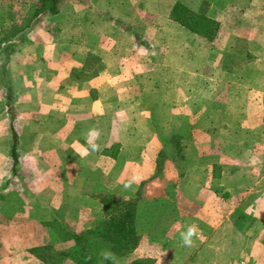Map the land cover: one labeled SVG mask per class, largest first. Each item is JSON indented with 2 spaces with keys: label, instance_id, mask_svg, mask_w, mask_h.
I'll return each instance as SVG.
<instances>
[{
  "label": "crops",
  "instance_id": "crops-1",
  "mask_svg": "<svg viewBox=\"0 0 264 264\" xmlns=\"http://www.w3.org/2000/svg\"><path fill=\"white\" fill-rule=\"evenodd\" d=\"M60 2L64 4H59L57 13L50 16L56 19L57 28L48 33L43 32L41 35L39 32L38 41L34 45L30 42L25 43L10 58L15 76L24 85L22 93H19L17 84L14 86L15 94L18 93L19 107H34V114L18 116L19 121L24 117L23 120L29 124V127H24V130L19 129L20 140L15 133L17 163L14 168L20 170L19 174L22 172L27 176L28 185L35 188L29 189V193L36 198L37 203L47 209L50 222L60 226L61 230L57 227L54 229L56 233L67 234L66 223L73 225L75 232L82 230L78 221L80 208L84 204V210L95 208L100 211V201L95 197H86L85 193L93 191L94 194L96 188L115 187L120 194L130 196L151 173L149 171L151 165L146 160L142 148H139L145 146V142L138 141L143 138L148 141L150 134L148 132L131 134L132 131H127L128 126H118L120 123L131 124L138 119L148 121L150 114L145 108L149 106L147 100L152 96L160 100L157 107H164L161 101L164 88L161 86L155 89L148 82L146 72H148L150 53L145 49L143 51L140 41L146 43L151 40L157 45L172 41L177 43L178 48L182 43L186 44L188 52L192 53V56L184 57L190 62V74L211 81L214 88H220L221 91L227 86L226 83L238 86L242 90L250 88L248 91L251 94V102L247 107L251 110L243 116V121L247 124H257L264 130V62H262L264 61V9L259 8L261 4L257 0H251L245 5L236 23L230 26L229 33L230 40L236 38L247 44L246 51L252 55L253 64L256 66H236L231 69H224L213 63L209 59V48H206L205 52H197L192 46L193 39L194 42L204 39L190 35L169 19V11L174 2L167 8L164 7V0H62ZM150 3L155 5L150 7ZM150 11H153L154 15L158 14L157 17L150 16ZM149 18L156 20L158 27L153 25L148 34L146 30L149 27L147 24ZM215 20L219 21L217 18ZM129 27L138 29L140 33L146 35L144 36L146 38L135 34L132 30L129 35H125L123 30ZM185 32L191 37L189 42L183 41ZM134 47L139 51H134L132 49ZM154 55L158 56L159 53L156 52ZM169 55L167 59L173 60V69L180 72L182 52L178 51L177 54L171 52ZM91 56L96 58L95 71L93 66L90 67ZM165 59L164 53L162 61L164 62ZM133 61H135L134 68ZM133 75H140L141 78L134 81ZM245 75L253 76L251 80L248 79L251 81L249 86H247L249 83H244ZM69 76L72 80H69ZM214 76H220V81L216 82L217 78L214 79ZM212 83L205 82L199 87L194 85L191 87L195 97H198L196 94L198 88L200 90L204 88L203 106L211 105L214 101L213 92L207 94L212 90ZM173 86L177 92L181 91L180 86ZM220 103L221 106L226 107V98L222 97ZM208 113L206 112V115ZM220 119L222 124L229 123V115L225 112L221 114ZM101 124L108 125L102 127ZM93 128L100 133L99 138L93 141L100 145L98 151H92L87 140L88 132ZM221 129L226 131L224 127ZM262 136L264 138V133ZM84 148L89 149L86 157L79 155ZM121 160L122 163L118 164ZM220 167V176L225 178L224 171L228 170L229 166L220 165ZM226 177L231 181L236 175H230L228 172ZM243 179L254 187L264 185V174L258 178L243 177ZM129 184L130 187H125ZM226 190L230 191L228 186ZM20 191L22 190L6 193V195L11 194L14 203L19 205L15 209L17 214L12 215L17 217L15 222H4L6 214L0 209L1 261L12 260L17 251L23 252L43 246L45 240L43 237H50L54 232L50 231L51 228L44 231V219H38L34 214L33 205L25 207L21 201L23 195H20L23 191L19 193ZM259 191L258 196L245 211L259 222L258 226L264 227V188ZM224 201L226 203H221L220 209H217L219 212L210 216L204 229L191 221L195 220L196 216L190 218L187 226L183 225L175 229L173 234L178 249L174 258L155 264H264V258L247 251L248 245L254 244V241L262 243L261 248L264 250V235L262 236L260 232L258 239H248L246 233L234 228L229 222L230 211L226 206L229 199L226 198ZM235 201H240L239 196ZM30 207L32 210H29ZM59 207L64 208L62 216L57 212ZM34 211L36 212L35 209ZM65 219L70 220L71 223L66 222ZM26 226L29 229L21 228ZM190 226H195L197 233L192 237L193 245L186 247L182 244L181 233L186 232ZM259 231L260 229L253 228L249 234L256 233L257 237ZM142 238L139 239L141 242H138L132 254L122 257L127 264L132 263L130 257L133 255L141 259L137 260L141 264L143 261H148L147 254H138L139 250L150 251L148 244H145L147 248L143 249ZM177 241L180 243L177 244ZM135 251L137 253L134 254Z\"/></svg>",
  "mask_w": 264,
  "mask_h": 264
},
{
  "label": "rangeland",
  "instance_id": "rangeland-1",
  "mask_svg": "<svg viewBox=\"0 0 264 264\" xmlns=\"http://www.w3.org/2000/svg\"><path fill=\"white\" fill-rule=\"evenodd\" d=\"M164 1L165 8L177 1L191 11L204 13L206 17L218 24V31L213 42H206L205 40L194 42L193 39L192 46L197 49V52L200 53L209 48V59L224 69H231L236 66H256L253 64L252 55L246 51L247 44L236 38H233V41L229 39L230 26L236 23L242 9L251 0ZM257 1L261 4L259 8L264 9V0ZM154 3H150V7L155 5ZM44 4V2L39 4L38 0H0V209L6 214L4 222H15L17 217L12 215L17 214L15 209L19 205L14 203V197L11 194L6 195V193H16L18 190H22L23 194H20L23 195L22 203L25 204V207L33 205L34 214L38 219H44L43 228L46 231L47 228H52L48 227L49 224L53 226L49 220V212L37 203L36 198L29 193V189L35 188L28 185L26 175L22 172L20 175V170L12 167L9 152L7 153L11 143L9 127L14 128L18 139L19 129L24 130V127H29V124L23 120L24 117H21L19 121L18 116L20 114H34V107H19L18 93L15 94L14 86L17 84L19 93H22L24 85L15 76L10 58L25 43L30 42L34 45L38 41L37 34L39 32L41 35L43 32L48 33L57 28L56 19L51 18L52 15H48L44 9ZM59 4L63 5L64 3L60 2ZM152 12L150 11V16L154 15ZM157 15L154 16L157 17ZM215 18L219 21H216ZM155 22L156 20L149 18L147 30L144 25L148 34L153 25L158 27ZM130 30L139 36H146L140 33L138 29H131L130 27L123 30L125 31L124 34L129 35ZM183 35V41L189 42L191 37H188V33L185 32ZM185 45L182 43L178 48L177 43H172V41L157 45L151 40L142 45L143 51L145 49L150 53L148 72H146L148 82L155 89L163 86L164 92L161 101L164 103V107H157L156 105L160 100L156 96H152L147 100L149 106L145 108L150 114L148 121L138 119L131 124H118L120 127L128 126L127 131H132L131 134L134 132H142L143 134L148 132L150 134L148 141H145L144 138L138 140L145 142V146L139 148H142L146 160L151 165L149 177L142 181L136 192L130 196L129 194H120L115 187L96 188L94 194L93 191L90 192L91 195L86 191L87 193L84 194L86 197H95L100 201V211L95 208L84 210L85 204L79 211L78 225H81V232H83L101 229L103 219L114 213V209L120 210L127 204L132 205L135 232L139 239L143 237L141 245L143 244L144 250L147 246L145 244L150 246V251H137L138 254H147V260L150 264L173 259L175 251L178 249L173 234L175 229L183 225L187 226L190 218L194 216L196 219L191 221L196 222L198 227L204 229L210 216L219 212L217 209H220L222 202L226 203L224 201L226 198L229 199L228 204H226L228 211H230L229 222L234 228L241 233H246L248 239H258L260 232L262 236L264 235V227L258 226L259 222L245 211L260 193L259 190L264 188V185L251 186L243 179V177L258 178L264 174V169H258L264 168V138L262 136L264 130L257 124H247L243 121V116H246L251 110L250 107H247V104L251 102V94L248 91L250 88L242 87L244 89L242 90L238 86L226 83L227 86L221 91L220 88L215 89L211 81L190 74V62L184 57L192 56V53L188 52V47ZM132 49L139 51L135 47ZM178 51L182 52L180 64L182 69L180 68V72L173 69V60L167 59L171 52L177 54ZM156 52L159 53L158 56L154 55ZM161 53L162 55L166 54L164 62ZM199 59L200 57H198ZM89 62L90 67L93 66L95 71L96 58L91 56ZM134 64L135 61H133V68L135 67ZM70 77L69 80H72ZM219 77L214 76V79L217 78L215 79L216 82L220 81ZM252 77V75H245L244 83H249L247 86L250 85L251 81L249 80ZM76 78L77 76H75ZM140 78V75H133L134 81H138ZM205 82L213 84L211 92L207 94L210 95L213 92L214 101L211 105L203 106L204 88L202 90L198 88L199 91L196 93L198 97H195L191 92V87L192 85L199 87L201 83ZM173 85L180 86L181 91L177 92ZM7 90H10L9 99L6 97ZM222 97L226 98V107L220 105ZM206 112L209 113L206 115ZM224 112L229 115V123L227 124L221 123L220 116ZM101 125L105 127L108 124ZM221 127H224L226 131H222ZM260 149L262 150L260 151ZM120 163L122 160L118 162V164ZM220 165L229 166L228 170L224 171L225 178L220 176ZM228 172L230 175H236L235 179L228 181L226 177ZM226 186L231 192L226 190ZM238 196L240 201H235ZM242 202L245 203L242 204ZM116 206L118 207L115 208ZM29 210L32 208L30 207ZM63 210L64 208L59 207L58 214L61 213L62 216ZM98 220L100 221L97 222ZM66 222H70V220H66ZM66 225L68 232H75L73 225L67 223ZM252 227L260 229L257 232V237L256 233L255 235L249 234V231L253 229ZM21 228L29 229L27 226ZM50 231L53 232L54 229ZM43 238H45L43 246L31 250L27 249L23 252L17 251L12 260H0V264H43L36 258V255L41 256L43 254L52 259L53 264H60L57 252L72 246L70 233L62 235L54 231L50 237ZM44 241L46 242L44 243ZM179 243L180 241H177V244ZM262 245V243L254 241V244L248 245L247 251L264 258ZM45 247L47 250H40ZM104 252L102 251L100 254L102 255ZM129 254L132 252L122 256H117L115 253V261H109L112 264H120V262L127 264V261L123 260L122 257ZM130 258L132 263L141 264L137 262V260H141L140 258H136L134 255ZM148 261H143V264H149ZM61 264H72V261L66 258Z\"/></svg>",
  "mask_w": 264,
  "mask_h": 264
},
{
  "label": "trees",
  "instance_id": "trees-1",
  "mask_svg": "<svg viewBox=\"0 0 264 264\" xmlns=\"http://www.w3.org/2000/svg\"><path fill=\"white\" fill-rule=\"evenodd\" d=\"M38 1L39 4L44 2V9L47 13L54 15L57 13V7L61 0ZM169 19L190 34L200 37L206 42H212L218 31V24L206 17L204 13L191 11L177 1L171 6ZM139 43L140 45H145V42L140 41ZM6 93V97L9 99L10 90H7ZM9 129L11 137L9 155L12 167H15L17 163L15 154L16 135L12 126ZM132 207V205L127 204L120 210L114 209V213L103 219V222L101 221L102 227L99 230L65 232L67 234L70 233L72 246L57 252L60 264L66 258H69L72 264H112L109 260H105L100 252L110 250V252L116 253L117 256L131 253L139 242V236H137L133 226L134 210ZM50 227H52L51 229H56L57 227V229L61 230L58 225H50ZM40 250H47V247ZM36 258L44 264H53L54 262L45 254L36 255ZM132 264H135V262Z\"/></svg>",
  "mask_w": 264,
  "mask_h": 264
},
{
  "label": "clouds",
  "instance_id": "clouds-1",
  "mask_svg": "<svg viewBox=\"0 0 264 264\" xmlns=\"http://www.w3.org/2000/svg\"><path fill=\"white\" fill-rule=\"evenodd\" d=\"M99 135H100L99 131L94 128L90 129L88 132L87 140L92 151H98L100 149V145L93 142L99 138ZM88 154H89L88 148H84V150L79 153V155H81L82 157H86ZM125 187H130V184L125 185ZM196 233H197V228L195 226L188 227L186 232L181 233L182 244L186 247H191L193 245L192 237L195 236ZM102 255L105 260L115 261V254L110 251H105L104 253H102Z\"/></svg>",
  "mask_w": 264,
  "mask_h": 264
}]
</instances>
